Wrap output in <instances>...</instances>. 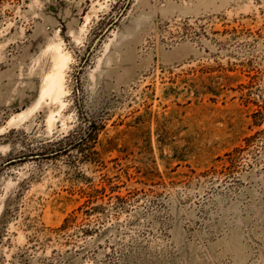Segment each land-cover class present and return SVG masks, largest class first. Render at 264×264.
Wrapping results in <instances>:
<instances>
[{
    "label": "rangeland",
    "instance_id": "1",
    "mask_svg": "<svg viewBox=\"0 0 264 264\" xmlns=\"http://www.w3.org/2000/svg\"><path fill=\"white\" fill-rule=\"evenodd\" d=\"M0 264H264V0H0Z\"/></svg>",
    "mask_w": 264,
    "mask_h": 264
},
{
    "label": "bare ground",
    "instance_id": "2",
    "mask_svg": "<svg viewBox=\"0 0 264 264\" xmlns=\"http://www.w3.org/2000/svg\"><path fill=\"white\" fill-rule=\"evenodd\" d=\"M53 50L56 53L52 61L51 72L47 75L46 85L42 88V98L53 97L54 100L62 101V97L67 92L65 88V69L70 58L62 52L61 46L54 45Z\"/></svg>",
    "mask_w": 264,
    "mask_h": 264
}]
</instances>
